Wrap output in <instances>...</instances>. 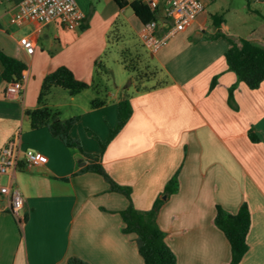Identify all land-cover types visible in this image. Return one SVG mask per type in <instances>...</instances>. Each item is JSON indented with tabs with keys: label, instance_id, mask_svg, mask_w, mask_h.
I'll return each instance as SVG.
<instances>
[{
	"label": "crops",
	"instance_id": "crops-1",
	"mask_svg": "<svg viewBox=\"0 0 264 264\" xmlns=\"http://www.w3.org/2000/svg\"><path fill=\"white\" fill-rule=\"evenodd\" d=\"M20 1L0 0V48L27 65L23 94L9 98L0 61V150L15 140L23 150L46 153L49 162L15 176L0 174V184L17 187L25 200L19 222L10 210L11 199L0 195V264H69L72 257L90 264H144L135 235L123 231L120 211L130 204L127 196L110 190L97 172L80 173L88 164L80 151L47 127L33 129L26 116V110L38 106L46 75L60 66L97 85L107 32L128 6L121 8L115 0H78L86 15L82 29L60 21L19 24ZM203 1L205 10L195 22L152 53L165 71L162 84L129 93L133 114L108 144L102 163L115 181L132 188L139 210L151 209L178 175L179 189L157 218L178 264L229 262V240L215 223L217 206L237 213L244 202L252 223L249 250L239 264H264V82L252 90L229 69L225 54L231 42L215 35L220 29L234 39L242 36L227 21L216 27L208 11L211 0ZM134 18L140 37L143 23ZM160 21L162 27L168 23L164 17ZM25 36L35 41V53L22 45ZM251 40L264 45L259 38ZM80 94L70 95L68 102L72 114L81 117L72 134L87 151L99 153L102 148L88 128L106 139L118 123L121 98L113 93L106 105L86 108ZM251 131L259 140H252Z\"/></svg>",
	"mask_w": 264,
	"mask_h": 264
},
{
	"label": "trees",
	"instance_id": "trees-1",
	"mask_svg": "<svg viewBox=\"0 0 264 264\" xmlns=\"http://www.w3.org/2000/svg\"><path fill=\"white\" fill-rule=\"evenodd\" d=\"M115 1L121 8L130 6L143 24L152 20H158L161 17L160 9H153L146 0ZM259 1L264 2V0ZM210 16L216 27H219L226 21L218 14H211ZM81 28L85 29L86 25H81ZM215 36L226 37L231 42V47L225 54L229 69L236 72L239 80L245 82L250 89H259L264 82V45L245 37L234 39L223 33L220 29ZM0 61L3 65L2 78L4 81L9 84L23 80L24 71L27 68L23 60L7 54L0 48ZM123 63L129 70L135 68V64L129 62L127 59H124ZM98 68L106 67L102 61H99L97 62V70ZM152 76H154V73H139V85L136 90L138 92L146 91L162 84V82H159L155 85H145V82L151 80ZM215 83L216 78L212 86ZM54 87L66 89L71 95H77L89 88H97L93 82L77 78L74 71L68 66L58 67L44 78L38 98V106L26 110V116L30 120L31 127L33 129L47 127L50 133L54 137L59 138L66 146L79 149L85 160L88 161V164L81 169L80 173L97 172L110 184V190L121 192L127 196L130 204L126 209L120 211L124 221L123 231L126 234L135 235L139 253L143 257L144 264H178L175 252L166 241V233L159 227L157 221L158 214L167 198L179 189L178 175H175L168 182L162 195L156 199L151 209L139 210L134 205L132 199V188L115 181L102 163V156L108 144L123 129L133 114L130 95L125 94L120 99L118 105V123L110 131L107 140L102 142L101 152L92 153L87 152L84 149L82 141L72 134V129L80 117L72 116L63 119L59 110H55L49 106L48 97ZM233 89L234 87L231 89V99L233 98ZM106 104L107 99L98 96L92 100L93 108H99ZM250 136L252 140H259L252 131ZM215 223L225 233L230 243L231 258L225 264H239L249 250L247 236L251 228L252 217L248 203L244 202L237 213H231L221 205H218ZM69 264L90 263L79 257H72L69 259Z\"/></svg>",
	"mask_w": 264,
	"mask_h": 264
},
{
	"label": "rangeland",
	"instance_id": "rangeland-1",
	"mask_svg": "<svg viewBox=\"0 0 264 264\" xmlns=\"http://www.w3.org/2000/svg\"><path fill=\"white\" fill-rule=\"evenodd\" d=\"M99 2L101 1L94 0L96 4ZM208 11L210 14L222 16L227 21L232 32H236L242 37L264 40V2L258 0H217L214 2L211 0ZM134 17L133 9L128 6L126 12L118 16L115 24L107 32L108 47L101 59L106 68H98L97 70V88L86 89L80 92L82 93L80 94L81 96H78L79 102L86 104V108H89L88 104L92 106V100L97 96L107 99V103H109L112 101L111 94L113 93L119 95L120 98L125 94L133 93L139 85V73H154L152 79L146 81L145 85L162 80L165 71L157 63L152 52L141 41L138 35V28L133 23L136 21ZM124 59L134 63L135 68L132 70L127 69L123 63ZM62 89L59 90L58 94L51 92L48 97L49 106L59 110L63 119L72 116L80 117V113L77 115L72 114L74 109L68 103L71 94L68 90ZM83 92L92 93L94 95L93 99H90ZM54 104L59 105L55 108ZM88 130L91 136L99 142L100 146L109 137L102 139L93 129L88 128ZM84 149L86 150L85 147Z\"/></svg>",
	"mask_w": 264,
	"mask_h": 264
},
{
	"label": "built area",
	"instance_id": "built-area-1",
	"mask_svg": "<svg viewBox=\"0 0 264 264\" xmlns=\"http://www.w3.org/2000/svg\"><path fill=\"white\" fill-rule=\"evenodd\" d=\"M153 9H160L161 17L142 25L140 37L152 53H157L168 45L170 39L179 32L190 27L205 10L203 0H146ZM85 13L78 0H21L15 16L17 23L28 20L42 23L60 21L72 28L81 27L85 21ZM166 19L162 27L160 19ZM164 29L163 33L160 30ZM22 45L29 54L35 53L36 43L29 37L22 39ZM23 80L8 84L6 96L17 98L23 94ZM49 156L39 150H23L15 140L9 141L0 150V174L15 176L20 170H31L46 165ZM0 195L11 199L10 210L21 222L25 200L17 187L0 184Z\"/></svg>",
	"mask_w": 264,
	"mask_h": 264
},
{
	"label": "water",
	"instance_id": "water-1",
	"mask_svg": "<svg viewBox=\"0 0 264 264\" xmlns=\"http://www.w3.org/2000/svg\"><path fill=\"white\" fill-rule=\"evenodd\" d=\"M81 160H83V159H81Z\"/></svg>",
	"mask_w": 264,
	"mask_h": 264
}]
</instances>
